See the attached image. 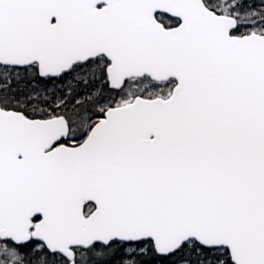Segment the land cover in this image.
<instances>
[{"label":"snow or ice","instance_id":"6c2138e0","mask_svg":"<svg viewBox=\"0 0 264 264\" xmlns=\"http://www.w3.org/2000/svg\"><path fill=\"white\" fill-rule=\"evenodd\" d=\"M0 264H264V0H0Z\"/></svg>","mask_w":264,"mask_h":264}]
</instances>
